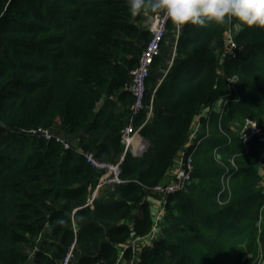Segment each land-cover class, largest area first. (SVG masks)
Here are the masks:
<instances>
[{"label": "trees", "instance_id": "trees-1", "mask_svg": "<svg viewBox=\"0 0 264 264\" xmlns=\"http://www.w3.org/2000/svg\"><path fill=\"white\" fill-rule=\"evenodd\" d=\"M153 14L133 17L128 0H0V264H58L74 243L73 264H118L132 231L121 221L140 209L134 230L147 236L152 208L146 187L166 179L195 121H207L201 111L230 92L233 76L239 82L222 130L218 115L217 127L197 148L192 181L169 196L163 231L136 259L260 264L264 141L253 137L245 143L240 131L246 118L264 131V28L236 18L187 23L159 83L171 46L166 35L136 118L150 146L139 157L127 152L122 178L130 183L115 189L118 200L97 201L95 209L88 205L101 172L77 150L104 162L126 151L121 131L133 97L124 85L151 38L144 24ZM176 31L170 21L168 33ZM230 32L235 55L224 51ZM104 93L108 98L96 111ZM38 128L64 133L72 147L38 138L32 134ZM132 256L127 250L119 264Z\"/></svg>", "mask_w": 264, "mask_h": 264}, {"label": "built area", "instance_id": "built-area-1", "mask_svg": "<svg viewBox=\"0 0 264 264\" xmlns=\"http://www.w3.org/2000/svg\"><path fill=\"white\" fill-rule=\"evenodd\" d=\"M170 21L171 20L163 13H154L152 16H150V18L148 19L147 29L151 34V38L142 51L139 66L130 72V78L128 81H126L124 85L125 90H127L133 97V103L129 108L130 114L128 124L121 131V141L125 145L126 151L115 162H104L99 160L93 152H86L81 149L77 150V152L81 156H83L92 167L96 168L101 172L99 181L92 190V194L88 200L89 206L94 204L99 191H101L103 188L120 186L129 182L122 178V165L125 161L128 151L131 152L134 156H140L145 153L148 149V146L145 144L144 141L137 143L136 137L141 136L142 138L143 126L136 128V118L145 107V97L147 94V80L149 79L152 73V68L156 58L159 57L161 54V45L168 33V24ZM176 30V36L178 41L180 37L181 28L176 27ZM226 46L227 47L224 50L225 53L234 54L237 45L233 40L231 32L229 34L228 43ZM174 59L175 57L171 59L172 63L174 62ZM228 80V89L230 92L221 96L217 101L212 103L211 108L208 111L210 114L206 121L205 135H201L203 129V122H201L200 116L193 124L190 137L187 140L185 146L183 147L181 153L175 159L173 166L170 167L166 181L156 184L152 187H146L148 191L160 195L164 199V205L167 204L169 196L180 191L186 190L188 184L192 181L194 174L195 154L199 144H201L203 140L209 137V120L217 102L220 104L222 110L219 120V127L222 130L221 118L227 108L228 103L231 101V95L236 92V86L239 82V77L233 76ZM32 134L37 136L38 138H43L48 141L56 139L58 142L63 144L65 149H70L72 147V143L67 138L53 132L50 128L34 129L32 130ZM240 135L245 143H247L253 137H259L261 141H264L263 129L258 125L256 121L251 118L245 119V123L240 131ZM165 211L166 209L165 207H163L158 212L155 224L153 225L151 232L146 237L134 239L124 245V248L117 259L118 264L124 261L125 252L129 249L132 250L133 256L130 260H127V263L137 264L136 258L141 250L138 246L139 240H144L146 246H151L154 243L158 235H160L161 221L163 220ZM75 249L76 243L72 244L69 247L65 258L58 264H73L75 260ZM36 251L37 248H34L32 250V253H30L31 258L35 256Z\"/></svg>", "mask_w": 264, "mask_h": 264}, {"label": "clouds", "instance_id": "clouds-1", "mask_svg": "<svg viewBox=\"0 0 264 264\" xmlns=\"http://www.w3.org/2000/svg\"><path fill=\"white\" fill-rule=\"evenodd\" d=\"M133 17L144 12L163 13L177 28L187 23H230L233 18L247 26L264 28V0H128Z\"/></svg>", "mask_w": 264, "mask_h": 264}, {"label": "crops", "instance_id": "crops-1", "mask_svg": "<svg viewBox=\"0 0 264 264\" xmlns=\"http://www.w3.org/2000/svg\"><path fill=\"white\" fill-rule=\"evenodd\" d=\"M177 35V34H176ZM174 38H175V40L173 41V43L171 44V46H170V49H169V51H170V54H171V57H172V55H173V57H176V51H177V45H178V41H177V36H174ZM168 63L170 64L171 63V60H167V65H166V67H168ZM169 70V69H168ZM167 71H166V75H167ZM165 77H160V82L159 83H161L162 81H163V79H164ZM205 109L204 110H202L201 111V113H203V115H204V113H205ZM200 113V114H201ZM232 124H234V128L232 127L233 125ZM231 124V126H230V128L233 130V131H235V130H237V128H236V123H232ZM193 127V126H192ZM59 134H63L64 135V137L66 138V136H65V134L64 133H59ZM137 139V143L138 142H141V141H144L145 142V144L149 147L150 146V143H149V141L147 140V138L142 134V138H141V136H137L136 137ZM69 141H70V139H68ZM71 142V141H70ZM72 143V142H71ZM141 156V155H140ZM137 157H139V156H137ZM178 157V155L176 156V158ZM173 164H174V162H173ZM173 164L171 165V166H173ZM170 166V167H171ZM165 178H167V177H165ZM126 181H128V180H126ZM164 181H166V179L164 180ZM163 181V182H164ZM128 183H130V181L129 182H127V183H125V184H123V185H126V184H128ZM120 186H122V185H120ZM120 186H112V187H105V188H103L101 191H99V193H98V196H97V198H96V200H95V202H94V204L93 205H90L91 206V208L92 209H95V205H96V202L97 201H110V202H114V201H116V200H118L121 196H119V195H117L116 193H115V189L116 188H118V187H120ZM144 187H146V186H144ZM147 192V195H146V200L151 204V208H152V214H151V218H152V226H151V230H152V228H153V225L155 224V221H156V217H157V214H158V212L161 210V208H163V207H165V209H166V211H165V215H164V217H163V220H164V218H165V216L167 215V207H168V205L166 204V205H164V199L160 196V195H158V194H155V193H153V192H150V191H146ZM134 214H132L129 218H127L126 220H123V221H121V223H129L130 224V226H131V235H130V237H129V239L126 241V243L127 242H129V241H132V240H134V239H138V238H140L139 236L140 235H138L136 232H135V230H134V221H135V217H138V218H140L141 216H142V211L140 210V209H137L135 212H133ZM163 220L161 221V232L163 231V228H164V226L162 225V223H163ZM151 230H150V232H151ZM149 232V233H150ZM161 232H160V234H161ZM148 233V234H149ZM147 234V235H148ZM158 236H160V235H158ZM126 243H124L123 245H121L122 247V249L121 250H123V248H124V245L126 244ZM143 245H145V241L144 240H139V242H138V246H139V248L141 249L142 247H143ZM264 252V251H263ZM262 255L264 256V253H262ZM262 259H263V257H262ZM262 264H264V260H263V263Z\"/></svg>", "mask_w": 264, "mask_h": 264}, {"label": "rangeland", "instance_id": "rangeland-1", "mask_svg": "<svg viewBox=\"0 0 264 264\" xmlns=\"http://www.w3.org/2000/svg\"><path fill=\"white\" fill-rule=\"evenodd\" d=\"M144 26L147 28V25H145L144 24ZM168 36H167V38H168V44H169V46L173 43V41L175 40V38H174V34L172 33V32H169L168 34H167ZM164 53V52H163ZM167 60H171V59H173V55H172V57H171V54H170V51H169V53L167 54ZM175 60V59H174ZM172 62L169 64L168 63V67H166V69H167V72H168V69H170L171 67H172ZM165 69V70H166ZM163 75V74H162ZM162 77H166V73H164V75L162 76ZM218 100V99H217ZM216 100V101H217ZM210 108H211V105L209 106V108L206 110V112H205V117L206 118H208L209 117V110H210ZM221 113H222V110H221V107H220V104L217 102L216 103V105H215V107H214V110H213V114H212V116H211V121H210V132H213L214 130H215V128L217 127V125H216V123H217V118H218V115H219V118H220V116H221ZM203 123H204V126H205V124H206V119L205 120H203ZM233 126V128H234V124H232ZM136 128H138V127H136ZM235 132H238V130H235ZM201 135H203V133H201ZM29 253H32V250H30L29 251ZM260 257H261V255H262V251H260ZM252 255L251 254H249L248 256H247V258H252L251 257ZM263 256V255H262ZM31 257V256H30ZM260 262V264H262L263 263V260H264V256H263V259L261 260V258H259L258 259Z\"/></svg>", "mask_w": 264, "mask_h": 264}, {"label": "water", "instance_id": "water-1", "mask_svg": "<svg viewBox=\"0 0 264 264\" xmlns=\"http://www.w3.org/2000/svg\"><path fill=\"white\" fill-rule=\"evenodd\" d=\"M108 98V94L107 93H104L103 94V97H102V99H101V101L97 104V106H96V111H99L101 108H102V106H103V104H104V102H105V100ZM61 136H64L63 134H60Z\"/></svg>", "mask_w": 264, "mask_h": 264}]
</instances>
